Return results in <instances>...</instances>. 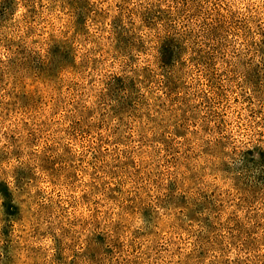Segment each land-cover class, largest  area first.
<instances>
[{"label":"clouds","instance_id":"clouds-1","mask_svg":"<svg viewBox=\"0 0 264 264\" xmlns=\"http://www.w3.org/2000/svg\"><path fill=\"white\" fill-rule=\"evenodd\" d=\"M0 264H264V0H0Z\"/></svg>","mask_w":264,"mask_h":264}]
</instances>
